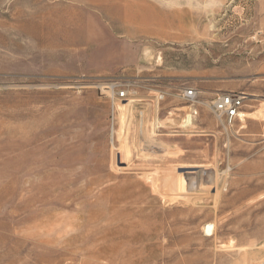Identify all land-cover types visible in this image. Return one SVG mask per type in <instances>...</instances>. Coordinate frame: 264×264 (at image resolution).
<instances>
[{"label": "rangeland", "instance_id": "374dc122", "mask_svg": "<svg viewBox=\"0 0 264 264\" xmlns=\"http://www.w3.org/2000/svg\"><path fill=\"white\" fill-rule=\"evenodd\" d=\"M128 246L264 264V0H0V264Z\"/></svg>", "mask_w": 264, "mask_h": 264}, {"label": "built area", "instance_id": "2783aa9c", "mask_svg": "<svg viewBox=\"0 0 264 264\" xmlns=\"http://www.w3.org/2000/svg\"><path fill=\"white\" fill-rule=\"evenodd\" d=\"M127 93L122 91L117 93L116 99L124 101L127 98ZM179 98L189 104H195L198 98V91L195 89H188L179 95ZM246 95L243 93H226L219 95L211 103V110L218 116H225L229 124H232L240 114L244 106ZM197 112L194 113L196 115Z\"/></svg>", "mask_w": 264, "mask_h": 264}, {"label": "bare ground", "instance_id": "6f19581e", "mask_svg": "<svg viewBox=\"0 0 264 264\" xmlns=\"http://www.w3.org/2000/svg\"><path fill=\"white\" fill-rule=\"evenodd\" d=\"M132 19H130V21H131ZM133 22V20L131 21V23ZM173 23V22H172ZM171 25L170 24H168V28L170 27ZM164 27L163 26H158V29H163ZM129 104V103H128ZM128 104L127 105H125V108L128 106ZM204 169V168H203ZM42 228L45 230V229H50L49 228V226L48 225H42ZM152 234H154V233H152L151 231H149L148 229H146L145 231H144V234H143V236H141V237H139V236H136L137 238H136V242H140V243H142L143 241H145L146 239H148L149 238V236H150V238H151V235ZM135 237V236H134ZM153 237V236H152ZM142 239V240H141ZM134 244H136V243H134ZM141 246H142V244H140ZM141 246H139V247H141ZM141 252H144V249L143 248H141V249H138V247H136V246H133V247H131V246H128V248H123V247H121V250H120V253H121V258L119 259V261H118V264L120 263V264H133V262H134V260H133V258L131 259L130 258V255L131 254H133V253H135V254H137V253H141ZM132 256V255H131ZM133 256H134V254H133ZM132 256V257H133Z\"/></svg>", "mask_w": 264, "mask_h": 264}]
</instances>
